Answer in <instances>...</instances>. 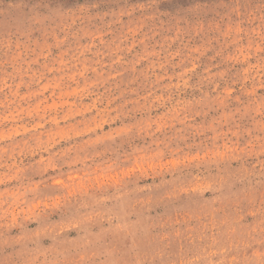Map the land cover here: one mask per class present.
I'll use <instances>...</instances> for the list:
<instances>
[{
	"label": "rangeland",
	"instance_id": "obj_1",
	"mask_svg": "<svg viewBox=\"0 0 264 264\" xmlns=\"http://www.w3.org/2000/svg\"><path fill=\"white\" fill-rule=\"evenodd\" d=\"M0 264H264V0H0Z\"/></svg>",
	"mask_w": 264,
	"mask_h": 264
}]
</instances>
